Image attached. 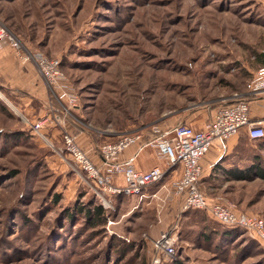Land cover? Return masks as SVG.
I'll list each match as a JSON object with an SVG mask.
<instances>
[{
	"label": "rangeland",
	"instance_id": "374dc122",
	"mask_svg": "<svg viewBox=\"0 0 264 264\" xmlns=\"http://www.w3.org/2000/svg\"><path fill=\"white\" fill-rule=\"evenodd\" d=\"M0 25L27 50L60 60L63 86L79 98V116L70 117L100 143L120 131L172 126L180 113L246 91L264 65V0H0ZM50 94L16 106V96L12 102L0 90L27 129L51 117ZM5 116L0 124L10 122ZM41 131L9 147L0 135V264H151L153 240L173 225L183 263L264 264V245L242 228L214 237L219 252L204 245V229L218 224L205 210L179 212L180 198L161 182L147 193L163 188V200L120 195L102 204L74 169L59 127L48 121ZM246 147L264 167V147L256 141ZM218 189L223 194L210 200L226 199L264 219L263 178L233 179ZM88 199L103 206V225L89 228L81 214L66 217Z\"/></svg>",
	"mask_w": 264,
	"mask_h": 264
},
{
	"label": "built area",
	"instance_id": "2783aa9c",
	"mask_svg": "<svg viewBox=\"0 0 264 264\" xmlns=\"http://www.w3.org/2000/svg\"><path fill=\"white\" fill-rule=\"evenodd\" d=\"M3 46L13 49L21 63L33 61L51 93L50 96L63 110L60 115L54 114L50 105L51 117L31 123L33 132L44 136L41 129L48 121L59 127L63 149L70 155L74 169L82 171L86 183L95 191L102 204L110 206V197L117 194L135 196L138 200L148 197L163 200L158 194L161 188L150 193H147V189L161 182L170 169L178 166L179 178L166 191L171 190L172 195L180 198L179 212L188 209L205 210L221 224L242 228L264 243V219L261 216L240 212L226 199L210 200L199 186L201 160L215 143L243 130L251 139L264 137L263 120L252 117L250 102L242 97L243 94L236 92L231 96L236 99L234 102L223 101L218 104L211 118L198 128L178 122L165 130L152 125L149 132L142 128L121 132L97 147L99 162H94L89 152L78 143L76 133L65 127L66 117H74V111L80 108V104L76 92L69 86H63L64 73L60 60L27 50L9 29L0 25V48ZM248 91L253 95L264 91V65L254 73ZM63 96L66 98L65 102L60 100ZM148 145L155 148L164 165H154L142 170L135 167L132 157L121 158V153L128 147L136 146L137 150H141ZM116 177H120L121 181L115 182ZM176 244V225L161 231L153 240L155 252L151 264H164L174 260L177 257Z\"/></svg>",
	"mask_w": 264,
	"mask_h": 264
},
{
	"label": "crops",
	"instance_id": "0c3cea01",
	"mask_svg": "<svg viewBox=\"0 0 264 264\" xmlns=\"http://www.w3.org/2000/svg\"><path fill=\"white\" fill-rule=\"evenodd\" d=\"M11 52L12 49L9 46H3L0 48V77L3 79V85L13 90L12 93L16 96L15 99L18 106L21 104L20 100L22 99L30 100L34 98L44 102L43 99L45 96L43 95H47L48 87L38 73L35 64L31 61L33 63L32 67L28 65L23 66L24 63H21L14 53ZM262 57L263 55L259 57V60L263 63L264 59ZM12 61L16 62V64L14 63V66ZM261 66H263V64H261ZM12 80H16L17 84H14ZM14 89L24 90L27 92V95L18 96L14 93ZM233 93L230 94V96L228 95L227 97L219 99L220 101L218 102L230 99ZM240 93L249 98L250 113L252 117L255 119H262V124L264 125V91L258 95H253L248 90L241 91ZM47 104L50 105L49 101H47ZM218 104H208L207 106L190 113H180L175 117L174 121H177V123H188L195 128L201 127L211 118L214 109ZM65 124L68 130L77 133L78 141L79 138L82 139L81 143L83 144L84 142L82 147L89 152L91 159L94 162H99L97 147L102 142L95 144L94 141L90 140V138L71 121L70 116L66 117ZM158 127L160 130H165L170 126L163 123ZM47 132H49V135L52 137H55L56 135V130H49V126ZM121 132L124 131H120L119 133ZM244 132L245 133L241 131L235 136L215 143L202 158L199 185L207 197H211V195L214 197L223 194L218 188L220 187L221 189L223 184H227L233 180L230 178L231 172L244 169L253 162H257L256 154L246 147V143L257 142L258 139H251L248 137L245 130ZM119 133H116L115 136ZM145 134V138H147V133ZM95 146L97 147L94 148ZM131 157L133 158V164L135 167L142 170H147L154 165H164L163 159L158 156L155 148L149 145L141 150H137L136 146H131L121 153V158L125 159ZM179 175L180 169L178 166L170 169L161 181V187H172L173 183L179 178ZM116 178L115 182L121 181L120 177ZM163 191V188H161L160 193Z\"/></svg>",
	"mask_w": 264,
	"mask_h": 264
},
{
	"label": "trees",
	"instance_id": "16d2710c",
	"mask_svg": "<svg viewBox=\"0 0 264 264\" xmlns=\"http://www.w3.org/2000/svg\"><path fill=\"white\" fill-rule=\"evenodd\" d=\"M260 56H262V53H259ZM61 65V62H60ZM0 90L3 91L4 95L10 99L12 102L14 100H12V89H10L9 87H6L3 85V79L0 77ZM14 93L16 95H20V96H26L27 92L21 89H14ZM245 100L250 101L249 98H247V96L243 95L242 96ZM236 99L235 98H230L225 100L224 102L230 103V102H234ZM16 106V102H13ZM50 105L53 108V111L55 113L58 114H62L63 110L61 108V106L58 104V102L53 98L50 97ZM220 104L222 102H215V104ZM214 104V103H212ZM0 113L7 118V120L11 119L10 122L8 121L7 123L2 122L1 120V124H0V135H1V142H4V145H12L13 142H18V140H22L25 138H33L31 135H33L35 137V133L33 132L31 126H28L29 128L27 129L26 127H24V124L22 123V121L14 115V113L8 109V106L5 104V102L0 98ZM77 112H75L74 114H76ZM77 115V114H76ZM79 116V115H77ZM71 118V117H70ZM71 121L77 126V128H79L81 131H83L89 138L90 140L94 141L95 144L100 143L99 141H97V136L88 128H85L81 125H79L75 120H73L71 118ZM13 122V123H12ZM26 125V124H25ZM16 140V141H15ZM258 144L262 147H264V137L260 138L257 140ZM6 145V146H7ZM9 147V146H7ZM97 146H95L94 148H96ZM1 148V145H0ZM257 157V162H253L251 165H249L248 167L244 168V169H240L234 172L230 173V178L231 179H251V178H255V177H260L264 179V167L262 166L261 162L259 161V156L256 155ZM17 172L15 170L10 171V175H14ZM200 186V185H199ZM201 188V187H200ZM124 196L123 194H117L114 195L112 197H116L119 198V196ZM58 199V194H54V201H56ZM212 200H218V199H212ZM222 200V199H220ZM188 210H194L193 212L197 211V210H201V209H188ZM204 211V210H202ZM187 212V211H186ZM185 212V213H186ZM206 212V211H205ZM185 213L183 214L185 216ZM18 214V211L16 210L14 212V215ZM66 217H72L73 215H78L81 214L82 217L84 218V221L87 222L88 227L89 228H95L97 226H101L104 224L105 222V217H106V213L105 210L103 208V206L100 203H95L93 202V199H88V201H86L85 203H82L81 205H78L75 207L74 210H70L68 209L67 211H65ZM212 218V217H211ZM212 220H214L218 225L216 226H207L206 229H204V232L201 235L202 238V242L203 244H210V246H213L212 249L215 251L218 250L220 248V245H218V241L214 238L215 236H219V239H224L227 238L229 236H231L237 229H241L239 227H232V226H226L221 224L220 222H218L217 220H215L214 218H212ZM217 228H220L219 230H217ZM248 233V232H247ZM249 234V233H248ZM250 235V234H249ZM253 239H255L259 244L264 245V243L260 242L258 239H256L254 236L250 235ZM214 241L213 245L212 242ZM111 242H118L115 240H111ZM211 242V243H209ZM119 243H123L122 241ZM118 244V243H116ZM121 251L124 249H120ZM219 252V250H218ZM216 253L217 255L219 253ZM220 256V255H218ZM181 259H177L174 261L177 262L176 264H186L183 263L182 261H180Z\"/></svg>",
	"mask_w": 264,
	"mask_h": 264
},
{
	"label": "bare ground",
	"instance_id": "6f19581e",
	"mask_svg": "<svg viewBox=\"0 0 264 264\" xmlns=\"http://www.w3.org/2000/svg\"><path fill=\"white\" fill-rule=\"evenodd\" d=\"M13 107V106H12ZM43 131V130H42Z\"/></svg>",
	"mask_w": 264,
	"mask_h": 264
}]
</instances>
